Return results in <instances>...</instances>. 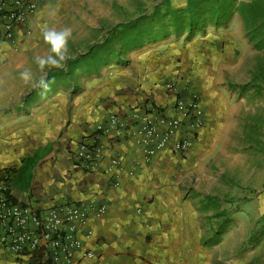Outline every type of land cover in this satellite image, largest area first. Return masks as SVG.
Segmentation results:
<instances>
[{
	"label": "crops",
	"instance_id": "crops-1",
	"mask_svg": "<svg viewBox=\"0 0 264 264\" xmlns=\"http://www.w3.org/2000/svg\"><path fill=\"white\" fill-rule=\"evenodd\" d=\"M74 1H40L31 33L22 28L18 48L0 37V82L4 76H20L25 69L31 71L34 82L45 75L48 84L55 80L54 89L48 90L8 87L13 91L11 98L28 102L21 108H0V171H13L9 191L20 203L41 209L66 202L107 206V213L87 226L92 237L85 240V248L95 257L78 264H183V221L175 216L179 182L183 174L193 173L195 165L207 163L215 117L202 94L206 127L194 150L188 154L165 151L152 159L145 158L135 140L116 142L113 134L97 133V127L111 116H128L146 102L169 106L172 95L163 83L173 76L174 65L162 56L170 49L165 41L133 48L127 59L122 55L102 64L86 62L87 52L104 41L73 55L62 68L41 71L35 58L47 56L49 50L43 30H62L69 20L79 19L80 12L71 9ZM78 28L77 21L72 33ZM72 44L79 52L85 50L79 39H72ZM61 82L68 88L58 87ZM37 99L45 101H32ZM25 115L30 117H17ZM94 139L103 157L91 155L96 167L87 168L76 153ZM112 159L119 160L121 168L112 167ZM115 180L118 187L113 186ZM0 264L35 262L31 255L15 256L0 247Z\"/></svg>",
	"mask_w": 264,
	"mask_h": 264
},
{
	"label": "rangeland",
	"instance_id": "rangeland-1",
	"mask_svg": "<svg viewBox=\"0 0 264 264\" xmlns=\"http://www.w3.org/2000/svg\"><path fill=\"white\" fill-rule=\"evenodd\" d=\"M188 1L76 0L71 9L79 11L80 18L65 27L72 29L79 22L68 43L69 58L106 41L110 28L159 8H186ZM72 39H79L85 50L77 51ZM160 41L169 43L162 56L174 65L173 76L163 84L173 83L180 74L190 78L216 122L207 163L195 165L179 182L175 216L183 221L180 261L264 264V0H236L220 24ZM130 53L125 49L122 59ZM2 79L0 108L25 106L28 100L11 98L8 87L27 91L37 83L34 78L28 83L19 75ZM57 85L68 88L63 82ZM49 87L54 89L55 80Z\"/></svg>",
	"mask_w": 264,
	"mask_h": 264
},
{
	"label": "built area",
	"instance_id": "built-area-1",
	"mask_svg": "<svg viewBox=\"0 0 264 264\" xmlns=\"http://www.w3.org/2000/svg\"><path fill=\"white\" fill-rule=\"evenodd\" d=\"M40 1L49 0H0V37L18 48L22 28L31 33L30 24ZM165 89L172 95L169 106L146 102L128 116H111L105 125L97 127V133L113 134L116 142L135 140L147 159L165 151L188 154L206 127L203 95L184 75L166 84ZM102 151L94 139L79 147L76 159L87 168H95L97 161L90 157L100 159ZM111 166L121 168L120 161L112 159ZM113 186L118 187L119 182L115 180ZM106 213V205L66 202L41 209L15 202L8 182L0 179V247L15 256L31 255L35 264H78L81 259H93L94 254L84 244L92 237L87 226Z\"/></svg>",
	"mask_w": 264,
	"mask_h": 264
},
{
	"label": "trees",
	"instance_id": "trees-1",
	"mask_svg": "<svg viewBox=\"0 0 264 264\" xmlns=\"http://www.w3.org/2000/svg\"><path fill=\"white\" fill-rule=\"evenodd\" d=\"M235 1L189 0L183 9L168 8L166 12H161L160 8L156 9L151 14L117 25L108 35L105 44L91 48L83 59L86 62L92 60L95 64H102L109 59L112 61L122 56L125 51L123 49L130 51L133 48H140L145 43L157 41L171 34L182 36L188 31L189 35H193L210 23L220 24L221 19L231 14ZM251 3L252 6L257 4L256 1ZM118 45L122 46V50L116 49ZM12 175L11 169L0 171V177L6 182L10 181Z\"/></svg>",
	"mask_w": 264,
	"mask_h": 264
},
{
	"label": "clouds",
	"instance_id": "clouds-1",
	"mask_svg": "<svg viewBox=\"0 0 264 264\" xmlns=\"http://www.w3.org/2000/svg\"><path fill=\"white\" fill-rule=\"evenodd\" d=\"M72 36L70 28L56 30L55 28H47L43 30V39L45 43L50 45V54L47 56H36V63L41 71L47 68H62L69 59L68 43ZM21 79L28 83L32 80V73L29 69H25L21 74ZM33 87L47 90L49 87L46 75L42 77Z\"/></svg>",
	"mask_w": 264,
	"mask_h": 264
}]
</instances>
